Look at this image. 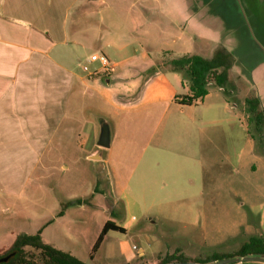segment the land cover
<instances>
[{"label": "crops", "instance_id": "obj_1", "mask_svg": "<svg viewBox=\"0 0 264 264\" xmlns=\"http://www.w3.org/2000/svg\"><path fill=\"white\" fill-rule=\"evenodd\" d=\"M219 47L234 56L229 81L240 106L210 89L192 104L180 103L189 84L179 72L159 67L162 58H210ZM95 54L108 59L109 71L91 60ZM252 95L264 109V0H0V194H12L44 157L89 147L88 158L111 176L99 192L101 207L109 211L105 191L112 189L122 197L123 215L134 205L141 220L121 225L106 216L92 234V249L108 220L126 232L108 231L89 260L76 248L56 246L53 219L38 230L42 240L87 264L148 261L145 248L131 247L125 236L135 230L147 238L157 183L172 195L180 175L183 191L189 187L199 204L195 198L221 161L216 119L222 114L229 126L239 107L248 120L245 99ZM96 119L109 125V147L98 145ZM247 131L251 137L248 122ZM125 161H136L128 177ZM67 201L85 204L81 196Z\"/></svg>", "mask_w": 264, "mask_h": 264}, {"label": "rangeland", "instance_id": "obj_2", "mask_svg": "<svg viewBox=\"0 0 264 264\" xmlns=\"http://www.w3.org/2000/svg\"><path fill=\"white\" fill-rule=\"evenodd\" d=\"M145 15L149 17L148 13ZM163 47L170 51L169 45ZM169 59L164 57L160 61L164 70L170 68L165 64ZM210 90L213 95L226 96L218 86H211ZM230 96L232 104L237 102L240 106L239 97L235 93ZM236 110L237 117L231 118L234 122L229 126L222 114L216 119H221L218 131L221 161L215 165L212 179L207 180L204 194L195 198L199 204L192 201L189 187L183 191L180 175L173 183L178 192L172 195H164L165 190L159 189L162 183H157L152 198L155 200L156 197L157 204L148 215L154 222L143 217L147 222L144 231L147 238L136 235L135 230L125 236L131 247L145 248L148 261L139 264H160L167 254H179L180 251L193 261L213 253L235 254L253 234L264 232L261 231V228L264 230V131L259 132L250 125L249 117L247 120L242 109ZM247 122L257 137V144L248 134ZM228 143L231 146L229 159L224 152ZM89 153V147L57 151L58 155L53 159L44 157L12 194L1 192L0 256L7 253L19 235L36 234L42 224L53 219L51 228L55 227L53 240L56 246L63 250L75 251L76 248L81 257L89 260L90 239L106 216L121 225H134L141 220L140 209L134 205L123 215L121 196L112 189L105 191L109 194V211L101 207L99 192L102 187L107 188L111 176L105 165L88 158ZM125 162L124 171L128 177L136 161ZM163 169L161 165L158 172ZM80 196L85 201L83 205L73 206L67 201ZM166 199L167 203L163 204ZM64 213L65 216L60 218ZM116 235L124 237L117 232ZM24 250L28 258L42 263L40 250L32 246H26Z\"/></svg>", "mask_w": 264, "mask_h": 264}, {"label": "trees", "instance_id": "obj_3", "mask_svg": "<svg viewBox=\"0 0 264 264\" xmlns=\"http://www.w3.org/2000/svg\"><path fill=\"white\" fill-rule=\"evenodd\" d=\"M233 63V54L226 48L219 47L210 58H205L197 54H184L179 57L170 58L165 64L170 67L168 70L179 72L183 79L189 84L190 94L182 96L179 102L182 104H192L198 99L206 96L211 86H218L223 90L226 98L232 100L230 95L235 91V88L229 81V70L233 66ZM161 66L162 63H160L159 67ZM245 105L246 111L249 114L250 125H254L256 130L263 132L264 109L262 108L259 97L254 95L247 97L245 99ZM249 133L256 141L257 137L250 128ZM76 202L81 203L82 201L78 199ZM110 230H116L122 233L126 232L124 227L117 225L112 220H108L93 246L92 254L100 248L105 235ZM26 246H32L40 250L42 263L27 257L24 250ZM11 253L13 254L9 258V261L1 264H87L72 254L45 243L42 240L40 231L36 234L24 233L19 235L4 256ZM235 254H264V236H251L242 244L240 250ZM235 254L213 253L207 258H195V261L206 262ZM4 256H0V258ZM189 260L193 259L185 256L180 251L179 254H167L160 264Z\"/></svg>", "mask_w": 264, "mask_h": 264}, {"label": "water", "instance_id": "obj_4", "mask_svg": "<svg viewBox=\"0 0 264 264\" xmlns=\"http://www.w3.org/2000/svg\"><path fill=\"white\" fill-rule=\"evenodd\" d=\"M98 145L101 147L110 146V128L106 121H103L100 125ZM11 256L12 254H9L0 258V262L7 261ZM165 264H264V254H235L206 262L189 260L172 261Z\"/></svg>", "mask_w": 264, "mask_h": 264}, {"label": "built area", "instance_id": "obj_5", "mask_svg": "<svg viewBox=\"0 0 264 264\" xmlns=\"http://www.w3.org/2000/svg\"><path fill=\"white\" fill-rule=\"evenodd\" d=\"M91 60L93 61L99 60L103 64V66L106 68V70L108 71L110 70L109 61L104 55H98V54L92 55ZM84 70L87 72H91L89 65H85ZM134 248H137V247L134 246Z\"/></svg>", "mask_w": 264, "mask_h": 264}, {"label": "flooded vegetation", "instance_id": "obj_6", "mask_svg": "<svg viewBox=\"0 0 264 264\" xmlns=\"http://www.w3.org/2000/svg\"><path fill=\"white\" fill-rule=\"evenodd\" d=\"M11 254H13V253H11ZM9 255V254H8ZM4 256V255H3ZM7 256V255H6ZM5 257V256H4ZM2 258V257H1ZM9 261V259L7 260V261H2V262H0V264L1 263H3V262H8Z\"/></svg>", "mask_w": 264, "mask_h": 264}]
</instances>
